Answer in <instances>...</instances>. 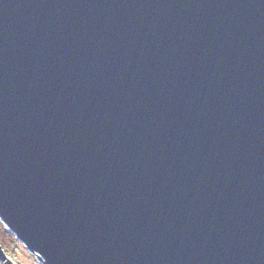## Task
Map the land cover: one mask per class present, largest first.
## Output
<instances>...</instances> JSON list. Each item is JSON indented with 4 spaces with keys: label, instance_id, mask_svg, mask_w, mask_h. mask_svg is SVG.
<instances>
[{
    "label": "water",
    "instance_id": "1",
    "mask_svg": "<svg viewBox=\"0 0 264 264\" xmlns=\"http://www.w3.org/2000/svg\"><path fill=\"white\" fill-rule=\"evenodd\" d=\"M0 221L41 264H264V0H0Z\"/></svg>",
    "mask_w": 264,
    "mask_h": 264
},
{
    "label": "rangeland",
    "instance_id": "2",
    "mask_svg": "<svg viewBox=\"0 0 264 264\" xmlns=\"http://www.w3.org/2000/svg\"><path fill=\"white\" fill-rule=\"evenodd\" d=\"M0 246L12 264H41L0 221ZM0 264H4L0 260Z\"/></svg>",
    "mask_w": 264,
    "mask_h": 264
}]
</instances>
